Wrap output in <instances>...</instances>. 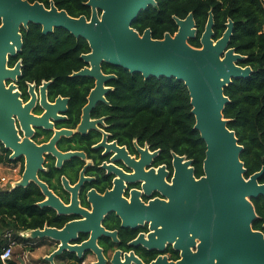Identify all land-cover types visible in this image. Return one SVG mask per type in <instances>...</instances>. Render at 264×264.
Masks as SVG:
<instances>
[{"label":"water","instance_id":"obj_1","mask_svg":"<svg viewBox=\"0 0 264 264\" xmlns=\"http://www.w3.org/2000/svg\"><path fill=\"white\" fill-rule=\"evenodd\" d=\"M86 5L91 9L89 19L84 15L70 16L64 9H58L53 1L47 8L39 1L0 0V141L14 150L10 158L26 155L25 173L15 186H26L28 178H31L47 196L46 200L38 202L39 207L52 208L57 215L79 216L62 227L45 225L43 228L24 230L20 236L33 239L36 249L45 250L41 260L47 264H56L57 260L66 264L68 254L81 259L85 253L96 255L94 264H105L106 259L96 239L107 236L116 240L115 231L101 225L106 213L115 212L123 228L135 229L149 223L148 233H139L129 243L130 246L141 245L149 250L162 251L165 244H172L180 252L181 257L177 261H169L161 255L149 264H264V221L263 230L252 228L257 214L250 200L264 196V183L259 182L264 168L247 178L244 176L246 169L240 159L243 146L238 143L234 130L228 127V119L223 116L224 106L229 102L224 87L233 78L248 77L252 73L250 66L237 64L244 55L228 47L233 30L232 20L228 19L225 23L221 37L214 39V19L209 10L200 47H195L188 42L197 32L192 12L185 18L173 16L177 31L173 34L166 32L162 38L156 39L149 28L140 34L131 27L132 21L142 11L156 5V0H88ZM29 23L41 25L43 34L62 27L76 38L81 37L88 42L90 52L82 54L81 58L89 67L72 74L95 78L96 87L91 91L84 110L97 100L104 99L102 94L109 88H104L103 83L116 77L102 72L103 62L121 66L132 73L139 72L145 78L164 76L183 81L190 95L194 128L206 143L203 174L195 177L192 160L172 153V183H168L165 179L168 171L164 165L145 168L150 166L159 151L149 153L147 147H137L141 156L137 161L128 158L134 173L127 174L125 179L131 183L140 178L145 195L149 196L152 190H157L163 198L156 197L145 203L137 196L140 192L133 191L127 202L117 198L115 189L103 195L91 190L88 201L92 204V211L89 212L79 206L75 196L80 182L70 187L64 180L65 186L73 191L71 203L64 205L37 179L36 171L42 167L44 152L57 157L58 165L63 159L81 154L62 153L55 147L61 134L69 135L72 131L56 130L50 141L41 145L27 137L32 133L28 123L47 129L52 127L49 115L56 119L60 117L51 109L56 104L44 101L45 88L50 82H44L41 87L42 102H46L47 111L39 117L31 115L28 107H21L15 98L16 93L11 92L12 84L11 88L4 86L5 79H16L15 75H20V62L13 69L7 66V62L9 56L21 50L20 27L27 28ZM66 100L57 99L61 102ZM12 113L18 114V120L25 128L26 137L23 140L16 133ZM78 131L85 132L82 124ZM79 234H85L87 238L77 243ZM195 238L199 240L197 244ZM195 246L196 251H192L191 247ZM119 253L115 251L112 264H144L133 252L124 254V261L117 256ZM18 263L25 264L22 256L18 257Z\"/></svg>","mask_w":264,"mask_h":264},{"label":"trees","instance_id":"obj_2","mask_svg":"<svg viewBox=\"0 0 264 264\" xmlns=\"http://www.w3.org/2000/svg\"><path fill=\"white\" fill-rule=\"evenodd\" d=\"M39 1L49 7L53 1L58 9H64L70 16L89 18L91 9L88 0H28ZM212 11L213 38L221 37L228 19L233 30L228 47L244 55L237 61L240 66H250L248 77L233 78L224 87L229 102L224 106L223 116L228 127L234 130L238 143L243 146L240 159L244 163L247 178L264 168V0H156L155 6H148L131 27L140 34L147 28L153 38L160 39L166 32L177 31L173 16L185 18L193 13L197 32L189 38L190 45L200 47V37ZM23 46L17 57L9 59L12 65L21 60L20 83L49 81L50 98L56 95L70 98V119L75 125L76 111L86 101L88 91L94 85L90 76H72L86 64L81 54L89 52L88 42L62 27H55L51 33L43 34L39 24L30 23L28 29H21ZM104 73H114L109 81L112 89L106 98L109 106L104 108L113 138L120 144L132 146L136 139L140 145L147 144L151 150H159L155 164H166L171 168L172 153L184 155L192 160L195 177L203 174L206 143L194 128L195 117L191 112L190 95L184 82L174 77L145 78L139 72L102 63ZM8 153L0 152V163L8 162ZM53 161L49 167H53ZM264 183V172L259 178ZM36 191H22L18 188L0 190V253L7 242L4 235L27 229L47 226L62 227L72 216H60L48 208L37 206L36 198H27ZM257 217L252 228L262 230L264 221V196L252 197ZM115 227L112 225L111 227ZM136 231L122 232L124 242L133 238ZM87 236L82 234L79 240ZM154 252H145L152 256ZM66 264H81L74 254H68ZM0 264H4L0 259ZM6 264H19L18 258L6 260Z\"/></svg>","mask_w":264,"mask_h":264},{"label":"flooded vegetation","instance_id":"obj_3","mask_svg":"<svg viewBox=\"0 0 264 264\" xmlns=\"http://www.w3.org/2000/svg\"><path fill=\"white\" fill-rule=\"evenodd\" d=\"M100 13V11H99ZM90 17V16H89ZM89 19V18H87ZM1 23V20H0ZM30 24V23H29ZM28 24V26H29ZM21 25V29H28ZM41 26V25H40ZM42 32V27H41ZM22 36V33H21ZM23 43V41H22ZM89 45V44H88ZM23 46V44H22ZM90 48V47H89ZM22 49V48H21ZM21 51V50H20ZM16 52L14 56L8 57L7 66L10 69H13L18 62H20V75H15L16 79H5L4 86L9 88L12 84L14 87L11 88V92L16 93L15 98L19 100L21 107H28L29 113L33 116L39 117L46 113V102L48 104H56L51 109L54 110L56 115L60 116L59 118H53L52 115H49V122L52 124L50 128L36 127L31 123H28L29 127L32 129V133L27 135V137L37 145L43 143H48L50 139L54 136L56 130H71L72 133L69 135L61 134L55 142V147L62 153L66 152H79L81 154L72 156L68 159H63L58 165L57 157H55L50 152L43 153V161L41 163V168H38L36 171V177L39 181L44 183L47 188L58 197L64 205H69L73 196V191L68 189L65 186L64 180L68 182L70 187H75L79 182L75 190V196L79 201V206L85 210L91 212L92 204L88 201V192L94 190L97 194L103 195L108 191H113L115 189V194L117 198L124 199L129 202L133 191H139L138 198L147 203V201L154 199L156 197L163 198L161 193L157 190H152L149 196L143 193L142 183L143 181L140 178H136L133 182L129 183L125 177L127 174L134 173V167L129 165L128 158L133 161H137L141 154L137 150V147L141 149L147 147L149 153H152L156 150H151L147 144L140 145L136 139L132 140V146L127 144H120L117 139L113 138V134L110 131V124L108 122V114L104 111L105 107L109 106V102L106 98L107 93L112 89V86L108 84L110 79L103 83L104 88H109L105 93H103V100H97L93 106L89 109L84 110L89 103V95L93 89L96 87V81L94 79L93 87L88 91L86 95V101L80 106V108L74 113L76 115L77 122L75 125H71L69 121L70 114V98L68 96L56 95L53 98H50L48 87L45 88V97L42 102L41 98V87L44 82L36 83L34 81H26L24 84L19 82V79L22 75L21 68L22 63L20 59H17L12 65H9V59L17 57ZM90 52V50H89ZM87 52V53H89ZM83 53V54H87ZM82 55V54H81ZM80 55V56H81ZM84 67H89V64L85 62ZM83 67V68H84ZM102 70V64H101ZM103 72V71H102ZM104 73V72H103ZM104 74H114V73H104ZM115 75V74H114ZM116 76V75H115ZM91 77V76H90ZM116 78V77H115ZM114 78V79H115ZM12 98V97H11ZM57 99H67L65 102L57 101ZM49 112V111H48ZM47 112V113H48ZM85 119L83 120V116ZM16 133L20 140H23L26 137L25 128L20 124L18 120V114L12 113L11 115ZM83 121V122H82ZM82 124V128L85 129L84 133L78 131V127ZM159 151V150H158ZM0 152L8 153V162L0 163L6 165L13 173H16L19 176V179H12L9 181V184H6L5 190L11 191L12 189H20L22 191H36L38 193H32L27 196V198H36L38 202L44 201L47 199V196L43 193L41 187L35 182V180L28 178V184L26 186L17 187L15 186L16 181H20L23 178V175L26 170V155L19 154L10 158L14 154V150L5 147V145L0 141ZM159 153V152H158ZM158 155V154H157ZM156 156L152 158L151 164L149 167H159L164 165L168 171V175L165 177L168 183L171 182L173 175L172 159H171V168L166 164H155ZM127 157V158H126ZM53 161V167L50 168L49 164ZM135 194V193H134ZM251 199V198H250ZM37 202V206H38ZM119 203V201H118ZM44 208V207H40ZM49 208V207H48ZM52 209V208H50ZM55 214L56 211L52 209ZM62 216V215H60ZM72 216L70 220L77 219L79 216L76 215H65ZM68 220V221H70ZM67 221V222H68ZM66 223V222H65ZM64 223V224H65ZM101 225L109 230L115 231L116 240H113V237L100 236L96 239L97 245L102 248L103 256L105 257V264H112L111 260L113 259L115 251H120L117 255L121 261H124V254H129L133 252L136 257H138L144 264H149L152 261L156 260L158 256H166L169 261H177L180 259V252L173 248L172 244H165V248L162 251L157 249H146L139 246H130L129 243L134 240L139 233L147 234L149 231V223H144L143 225L138 226L135 229L123 228L121 227L120 217L116 215L115 212L106 213L101 221ZM114 225L113 228H107ZM136 231V234L133 238L127 240L126 242L122 239L123 231ZM263 230V229H262ZM23 232V231H22ZM20 231L17 233L11 234V239L14 241V246L24 245V249L27 251H34L36 249V241L32 239H24L20 236ZM75 241L77 243L85 240ZM84 235V234H83ZM87 236V235H86ZM196 244L199 242L195 238ZM38 250V249H36ZM192 251H196V246L191 247ZM145 252H154L152 256H145ZM92 255L91 259L89 258ZM27 256V255H26ZM26 258V257H25ZM78 259V258H77ZM25 260V259H24ZM81 264H94L97 261L96 255L93 253H85V255L79 259ZM37 264L38 260H26L25 263ZM47 264V263H43Z\"/></svg>","mask_w":264,"mask_h":264},{"label":"rangeland","instance_id":"obj_4","mask_svg":"<svg viewBox=\"0 0 264 264\" xmlns=\"http://www.w3.org/2000/svg\"><path fill=\"white\" fill-rule=\"evenodd\" d=\"M11 178L14 179H19V176L16 173H13L6 165H2L0 164V183H4V184H9V181H12ZM33 240V239H32ZM42 251V252H41ZM43 251L45 252V250H34V251H25L24 249V245H17L14 246L13 248V258H18L19 256H22L23 259H25V261L27 260H38L41 258ZM47 251V250H46ZM24 253H27L25 256ZM42 253V254H41ZM26 257V258H25ZM92 255L89 257L91 259ZM44 263V261H43ZM56 264H60V262L57 260L55 262ZM25 264H29L28 262H26Z\"/></svg>","mask_w":264,"mask_h":264},{"label":"built area","instance_id":"obj_5","mask_svg":"<svg viewBox=\"0 0 264 264\" xmlns=\"http://www.w3.org/2000/svg\"><path fill=\"white\" fill-rule=\"evenodd\" d=\"M6 186V184L0 183V190H5ZM21 232L22 231H20L19 234H21ZM11 234L12 232H8L4 235L7 244L0 253V259L4 264H6V260L11 259L13 256L14 241L11 239Z\"/></svg>","mask_w":264,"mask_h":264},{"label":"crops","instance_id":"obj_6","mask_svg":"<svg viewBox=\"0 0 264 264\" xmlns=\"http://www.w3.org/2000/svg\"><path fill=\"white\" fill-rule=\"evenodd\" d=\"M25 251H26V250H25ZM41 252H42V251H41ZM43 253L45 254L44 251H43ZM24 254H25V256H26L27 253H24ZM41 254H42V253H41ZM44 254H42V256H43ZM42 256H41V257H42ZM37 264H43V261L41 260V258L39 259V262H37Z\"/></svg>","mask_w":264,"mask_h":264}]
</instances>
